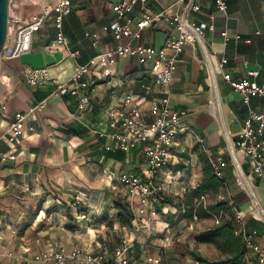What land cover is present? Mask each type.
Returning a JSON list of instances; mask_svg holds the SVG:
<instances>
[{
  "label": "crops",
  "instance_id": "obj_1",
  "mask_svg": "<svg viewBox=\"0 0 264 264\" xmlns=\"http://www.w3.org/2000/svg\"><path fill=\"white\" fill-rule=\"evenodd\" d=\"M62 1H70L72 5V11L64 17L61 29L69 41L70 52L62 47L54 50L47 48L56 40L59 32L52 16L44 28L35 34L32 52L18 59L4 61L0 68V103L7 107L0 114V153L8 150L5 136L15 114L27 112L40 102L47 103L46 110L37 111L29 118L17 160H3L0 157V264H44L36 262L35 255L59 247L70 249L73 245L87 249L108 245L91 237L89 231L94 227L105 228V219L112 208L118 211L115 204H120L119 199H128L129 204H134L135 208L140 206L137 198H128L125 187L116 178L121 174L142 175L144 161L141 153L136 150L127 154L119 150L117 143L107 139L103 133L111 131L108 113L111 108L120 106L124 94L146 93L144 86L151 83L152 77L151 62L145 63L135 57L119 60L113 68L112 77L99 79L92 87L91 105L83 112L78 111L77 102L72 96L54 95L53 84L32 86L28 74L32 70L47 69L50 77L64 83L76 74L77 66L87 64L99 51L115 47L113 36L105 32L104 27L116 20L114 7L118 0H11L10 15L30 19ZM176 1L150 0L149 5L157 12L170 8ZM225 1L228 4L226 15L218 13L214 0H204L203 11L193 13L192 18L197 23H207L210 15H215V28L206 31L205 44L214 62H217L215 65L220 91V79L225 83L226 93L224 95L221 91V94L228 107L229 123L233 122L229 131L235 136L242 129L249 108L260 111L264 100L254 96L250 107L245 105L242 95L224 80L219 60H228L226 69L233 80H242L248 70H258L261 76L256 81L262 83L264 0ZM140 12L137 8L129 17L134 28L140 19ZM225 31L230 36L241 35L242 40L237 42L231 39L225 44L222 37ZM168 32L175 30L165 23L157 24L134 43L161 47ZM93 34L99 37L97 49L92 45ZM75 52L79 53L77 58L71 57L70 53ZM204 74L209 76L208 80L212 79L210 67L203 58L202 47L189 44L181 56L175 82L168 90V95L172 106L186 113L190 129L195 127L206 133L213 146L218 147L220 135L214 126L215 116L209 110L210 92H206V88L210 85ZM160 97L158 89L153 86L144 105L145 110L149 109L153 100ZM188 135L176 143L169 165L157 176L159 189L162 179L171 173L170 166L178 163L186 150ZM219 153L224 154L223 151ZM188 172L189 169L181 167L174 177L179 186L176 196L182 197L185 192L192 191L191 186L194 190L201 184V177L189 179ZM109 176L115 180H110ZM261 185L264 187V180H261ZM258 191L259 196L263 197L260 185ZM81 206L85 207L79 215L78 209H82ZM151 215L147 214L145 218ZM74 220L83 224L74 229L71 225ZM214 224L210 216L194 221L193 241L200 248L212 245L198 243L196 239L202 232L213 228ZM86 228L89 238H86ZM142 228L146 232L153 230L147 223ZM259 232L260 242L264 245V229ZM142 241H136V248L140 247L142 252V260L159 256L160 253L164 256L165 253L160 252L156 243L164 242V239L151 241L156 246L153 248L147 247ZM199 252L201 257L212 260L201 249ZM246 264L255 263L247 259Z\"/></svg>",
  "mask_w": 264,
  "mask_h": 264
},
{
  "label": "built area",
  "instance_id": "obj_2",
  "mask_svg": "<svg viewBox=\"0 0 264 264\" xmlns=\"http://www.w3.org/2000/svg\"><path fill=\"white\" fill-rule=\"evenodd\" d=\"M149 1L118 0L114 7L116 20L104 27V31L113 36L115 47L111 50L99 51L87 64L77 66L76 74L69 81L63 83L50 77L47 69H35L28 72L29 83L32 86L53 84L55 86L54 95L72 96L77 102L78 111L83 112L91 105L92 87L99 79L112 77L113 68L119 60L135 57L145 63L151 62L150 74L152 77L151 83L144 86L146 93L124 94L120 106L111 108L108 113L111 131L103 133L107 139L117 143L119 150L127 154L137 150L143 157L142 175L121 174L116 178L125 187L128 198H137L140 201L138 208H135L134 204L131 206L135 210L134 212L142 218L147 214H157L155 206L159 202L161 189L157 185L156 178L160 171L169 165L172 149L176 143L192 132L188 126L186 113L172 106L168 90L175 82V74L185 47L189 44H198L202 47V42L205 44L206 31L214 30L216 19L215 15L211 14L210 21L207 23L193 21L192 14L203 11L204 0H177L170 8H164L157 12L151 9ZM153 1L159 2V0ZM214 4L218 13L227 14L228 4L225 0H214ZM137 8L141 11L140 19L134 28L129 17ZM71 11V2L62 1L54 8L46 9L30 19L24 20L10 15L8 40L1 55L2 62L30 54L33 50L35 34L44 28L52 16H54L55 26L59 32L56 40L47 48L54 50L62 47L65 51L70 52L69 41L61 29L64 17ZM161 23H165L175 30V32L167 33L166 40L161 47L135 45L134 42L140 40L145 31ZM222 37L225 44L231 39L237 42L242 40L241 35L230 36L228 31L223 32ZM245 42L251 43L250 40H245ZM99 43L98 35L93 34V47L97 49ZM78 54V52L70 53V56L77 58ZM219 62L224 80L234 91L242 95L245 105L250 107L251 98L254 96L264 100V75L261 84L256 81L261 76L258 70H248L245 78L233 80L226 69L228 60L221 58ZM153 86L158 89L161 97L153 100L149 109L145 110L144 105L148 101V94L151 93ZM6 109L7 107L0 103V114H3ZM46 109L47 103L43 101L31 107L27 112L15 114L5 136L8 150L5 153H0L3 160H17V153L29 118L33 113ZM248 111L242 129L233 138V146L236 151L242 153L241 167L245 173L244 176L251 177L255 189H258L257 181L264 180V105L260 111H255L251 107ZM212 165L216 175L224 179L225 164L222 153H218ZM109 179L115 180L111 176ZM242 189L251 197L249 192L243 187ZM197 203L206 208L208 197H200ZM212 217L216 225H219L224 214H213ZM246 217V211L235 210V234L244 240L248 255H252L258 264H264V245L260 242V233L255 228H249ZM197 220L199 217L195 214L194 221ZM256 220L260 219L256 217ZM143 222H145L144 219ZM133 248L134 243L130 240H124L120 245L113 247L100 245L98 249L73 245L70 249L59 247L44 251L35 255L34 259L36 262L44 264H142L141 261L133 258ZM142 261H146V264H162L163 255L149 257Z\"/></svg>",
  "mask_w": 264,
  "mask_h": 264
},
{
  "label": "rangeland",
  "instance_id": "obj_3",
  "mask_svg": "<svg viewBox=\"0 0 264 264\" xmlns=\"http://www.w3.org/2000/svg\"><path fill=\"white\" fill-rule=\"evenodd\" d=\"M204 77L207 78V83H208L209 76L206 74ZM220 87H221V91L225 95L226 93L225 83L222 79H220ZM206 92H210V86L206 88ZM210 95H208V99L210 98ZM223 101L224 103H226L224 98ZM213 119H214L213 120L214 126L218 130L217 133L220 135L219 146L214 147L210 141L209 135H207L206 133H202L198 129L193 127L192 132L190 133V135H188L189 136V143L187 144L188 146H186L185 148L186 150L179 158L180 159L179 162L171 165L170 166L171 173L169 172V174L166 175L164 179H162V182L160 184V188L162 190H160V193H162L163 196V201L161 200L163 204H161L162 206H160L159 204L160 207L155 206L157 215L154 216L151 215L148 219H146L145 217L142 218L140 216H137L134 213L135 210L132 208L131 204H129L128 199H122V200L119 199L118 203L120 204L117 205L115 204V208H117L118 211H114V208H112L111 213L108 214L107 219H105V223H106L105 228L100 227L99 229H96L94 227L93 229L94 231L92 230V234H90L89 231V235L91 237L97 238L98 241L100 242H104L107 243L108 245H113V246H118L121 243V241L123 242L124 240L132 241L134 243L132 256L134 259L141 261L142 264H146V261L145 262L142 261V255H141L142 252L140 247L138 249L136 248V241H139L140 239L143 240L142 243H144V245L146 244L147 247L150 248L156 247L155 244L151 243V241L157 238L164 239V242L161 241L156 242L158 244V249H160V252L162 251L163 253H165L163 256L162 264H197L195 254L197 255L201 254L199 252V249H201L203 253L210 255L212 261L224 259L226 256L223 255V253L216 246L205 245L202 248H200V245L195 244V242L193 241V237H194L193 219H191L190 216L183 214L178 208H176L178 204L186 203L188 193L185 192L182 197L176 196V189H178L179 186H177V181L174 178L175 176L178 175V172L181 169V167H185L186 169H189V172L187 174L189 175V179L193 178L194 180L199 177L203 179V162L201 156H205L212 163L215 161L220 151H223L224 153L223 162L225 164L224 167L225 186L219 191V193L208 195L207 204L214 205L216 203H223V202L229 203L228 204L229 208L225 210L226 211L225 215L227 219L232 220L234 218L235 210L237 209L244 210L247 212L246 219L249 222V224L253 223L259 230L264 229V221L262 217L259 215V213H257L258 211L254 206L253 199H251L252 197H249L246 194V192H244V190L242 189L243 184L241 182L240 177L237 174L236 164L233 162L235 158L233 159L230 154L231 152L229 145L230 143L222 135L220 131L219 121L217 120V118L214 117ZM232 126H233V122H230L229 123L230 129L232 128ZM231 135L233 142L234 134L232 133V131H231ZM186 142L187 141L185 140V143ZM257 184L260 185L261 191L263 192L262 195L264 197V187L261 185V180H258ZM191 190L194 191L192 186H191ZM263 197H262V202L264 204ZM119 205L124 206L125 210L124 211L120 210L118 208ZM81 207L82 209L78 207L79 215H81V212H83L84 210L83 208L85 206H81ZM252 212L255 216L252 214ZM121 214L123 215L124 219L128 220V223L122 222L123 220H121L119 216ZM171 215L173 216V218H171ZM256 217L259 218L260 220L257 221ZM143 219L145 222H143ZM171 219L175 221V225L170 224ZM102 220H104V218H102ZM213 221L215 223L214 219ZM74 222L71 224L73 225L72 227L74 229L78 228L79 225L83 224V222L81 221L79 222L76 221L75 223ZM146 223L149 224L153 230L146 232L145 231L146 229L142 228L143 225ZM167 224L169 225L166 228ZM215 225L216 223L214 224V226ZM87 230L88 229L86 228L85 232ZM87 234L88 232H86V238L87 237L89 238ZM145 241L147 243H145ZM161 255L163 254L160 253L159 256ZM247 256H248L247 259L250 260V262L252 261L255 264H258L256 261L252 260L250 254Z\"/></svg>",
  "mask_w": 264,
  "mask_h": 264
},
{
  "label": "trees",
  "instance_id": "obj_4",
  "mask_svg": "<svg viewBox=\"0 0 264 264\" xmlns=\"http://www.w3.org/2000/svg\"><path fill=\"white\" fill-rule=\"evenodd\" d=\"M203 162V179L201 184L187 194L186 203H180L176 206L183 214L188 215L193 219L194 215L197 214L199 219L201 217L210 216L213 214L223 213L224 217L219 225H215L213 228L204 231L196 239L198 243L212 244L216 246L226 257L217 261H212L195 254L197 264H246L248 251L245 248L243 239L241 236L235 234L236 224L234 218L227 219L226 211L229 207L226 202L216 203L214 205H207L206 208L198 205V200L202 196L213 195L219 193V191L224 188L225 180L219 178L213 168L212 163L205 157L201 156ZM195 199V200H194ZM162 193L159 194V202L156 203L157 206H162L163 204ZM172 204V203H171ZM156 206V207H157ZM159 206V207H160ZM120 210H125L124 206L119 205ZM171 218L173 216L171 215ZM120 219L123 223H128V220L124 219L123 215H120ZM249 223V222H248ZM171 225H175V221L171 219ZM250 229L258 228L253 224H249ZM259 231V230H258ZM260 233V232H259Z\"/></svg>",
  "mask_w": 264,
  "mask_h": 264
},
{
  "label": "bare ground",
  "instance_id": "obj_5",
  "mask_svg": "<svg viewBox=\"0 0 264 264\" xmlns=\"http://www.w3.org/2000/svg\"><path fill=\"white\" fill-rule=\"evenodd\" d=\"M202 53H203V58L207 62L208 66L210 67L211 70V78L209 79V85H210V109L212 110L211 113L217 118L219 121V126H220V131L222 135L227 139V141L230 143V149L231 152H233L235 161L234 163L236 164V171L238 176L241 179V182L243 184V187L249 192L250 196L253 199L254 206L256 210L258 211L259 215L262 217L264 220V204L262 202L261 197L259 196V192L257 189H255L251 178H247L243 175V172L241 171V163L243 162V156L242 153L237 152L236 148L233 146L231 134L229 131V113H228V107L226 108L227 105H225L221 91L219 88L218 84V79L217 78V69L216 65L214 62V59L211 57L210 53L207 51L206 45L202 42ZM234 164V165H235ZM90 234H92V231H90Z\"/></svg>",
  "mask_w": 264,
  "mask_h": 264
},
{
  "label": "water",
  "instance_id": "obj_6",
  "mask_svg": "<svg viewBox=\"0 0 264 264\" xmlns=\"http://www.w3.org/2000/svg\"><path fill=\"white\" fill-rule=\"evenodd\" d=\"M10 4L11 0H0V68L2 64L1 55L4 50L6 41L8 40L7 37L9 31ZM230 154L234 159L233 152H230ZM240 169L243 172V175H245L242 167Z\"/></svg>",
  "mask_w": 264,
  "mask_h": 264
}]
</instances>
